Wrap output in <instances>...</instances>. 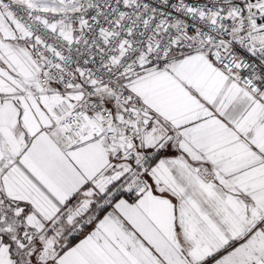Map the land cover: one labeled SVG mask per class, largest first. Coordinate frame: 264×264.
<instances>
[{
    "label": "snow or ice",
    "instance_id": "6c2138e0",
    "mask_svg": "<svg viewBox=\"0 0 264 264\" xmlns=\"http://www.w3.org/2000/svg\"><path fill=\"white\" fill-rule=\"evenodd\" d=\"M0 264H264V0H0Z\"/></svg>",
    "mask_w": 264,
    "mask_h": 264
}]
</instances>
